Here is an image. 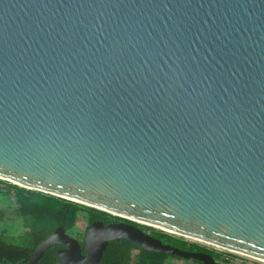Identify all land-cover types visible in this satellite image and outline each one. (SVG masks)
<instances>
[{
  "label": "water",
  "instance_id": "water-1",
  "mask_svg": "<svg viewBox=\"0 0 264 264\" xmlns=\"http://www.w3.org/2000/svg\"><path fill=\"white\" fill-rule=\"evenodd\" d=\"M0 179L264 261V0H0ZM215 264L139 227H58Z\"/></svg>",
  "mask_w": 264,
  "mask_h": 264
},
{
  "label": "trees",
  "instance_id": "trees-1",
  "mask_svg": "<svg viewBox=\"0 0 264 264\" xmlns=\"http://www.w3.org/2000/svg\"><path fill=\"white\" fill-rule=\"evenodd\" d=\"M1 182L6 183L7 190L0 184V194L14 197L15 213L22 219L24 231L18 235L0 232V264H27L39 243L58 227L67 233L73 231L80 215L87 223L86 230L94 221H102L104 224L123 221L139 227L164 244L185 251L208 253L215 260V264H238L234 260L235 255L228 251L59 196L27 189L0 179ZM77 237L82 238L83 234ZM58 248L60 246L55 245L47 249L37 264H62L57 254ZM170 257L179 258L164 252L148 251L130 240L119 239L108 243L98 264H171L168 262ZM191 262L203 264L199 261Z\"/></svg>",
  "mask_w": 264,
  "mask_h": 264
},
{
  "label": "rangeland",
  "instance_id": "rangeland-1",
  "mask_svg": "<svg viewBox=\"0 0 264 264\" xmlns=\"http://www.w3.org/2000/svg\"><path fill=\"white\" fill-rule=\"evenodd\" d=\"M0 184L2 185L4 190H7L5 186L6 183L1 182ZM14 200L15 199L12 195H5L4 193L0 194V232H5L10 235H18L24 231L22 219L19 216H16L15 213L16 207L14 205ZM86 226V221L84 220L83 216L80 215L74 230L70 232L71 235L75 237L79 234H84L86 231ZM208 246L214 247L212 245ZM235 260L238 264H263V262L255 260L252 257L245 256L243 254H240ZM168 262H170L171 264H193L191 261L176 257H170L168 259Z\"/></svg>",
  "mask_w": 264,
  "mask_h": 264
},
{
  "label": "flooded vegetation",
  "instance_id": "flooded-vegetation-1",
  "mask_svg": "<svg viewBox=\"0 0 264 264\" xmlns=\"http://www.w3.org/2000/svg\"><path fill=\"white\" fill-rule=\"evenodd\" d=\"M121 222H123V221H121ZM86 232V231H85ZM70 236H72L71 235V233H68ZM85 234V233H84ZM84 234H83V236H84ZM72 237H74V236H72ZM74 238H76L78 241H79V243H80V246H81V250H82V253H85V244H84V241H83V237L82 238H78L77 236H75ZM60 246V248H58V250L59 249H63V248H65V246H63V245H59Z\"/></svg>",
  "mask_w": 264,
  "mask_h": 264
},
{
  "label": "built area",
  "instance_id": "built-area-1",
  "mask_svg": "<svg viewBox=\"0 0 264 264\" xmlns=\"http://www.w3.org/2000/svg\"><path fill=\"white\" fill-rule=\"evenodd\" d=\"M217 246H214V248H216ZM217 248H221V247H217ZM223 248H221V249H219V250H222ZM224 251H228V252H230V253H232V254H234L235 255V258H234V260L241 254V253H237V252H234V251H230V250H227V249H224ZM244 255V254H243ZM245 256H248V255H245ZM249 257H252V256H249ZM253 259H255V260H259V261H261V262H263V264H264V261L263 260H260V259H257V258H255V257H252ZM235 262H236V260H235Z\"/></svg>",
  "mask_w": 264,
  "mask_h": 264
}]
</instances>
